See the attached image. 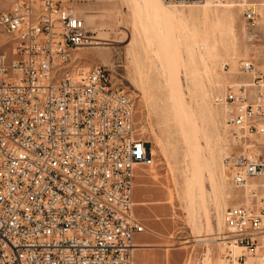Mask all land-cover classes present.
Returning a JSON list of instances; mask_svg holds the SVG:
<instances>
[{"label": "built area", "instance_id": "built-area-1", "mask_svg": "<svg viewBox=\"0 0 264 264\" xmlns=\"http://www.w3.org/2000/svg\"><path fill=\"white\" fill-rule=\"evenodd\" d=\"M239 2L256 24L264 0ZM91 38L67 0H0V264H134L146 230L135 180L151 149L111 71L78 61ZM240 67L251 81L213 97L237 145L264 136V62ZM224 163L249 195L222 214V264H264V161Z\"/></svg>", "mask_w": 264, "mask_h": 264}, {"label": "rangeland", "instance_id": "rangeland-1", "mask_svg": "<svg viewBox=\"0 0 264 264\" xmlns=\"http://www.w3.org/2000/svg\"><path fill=\"white\" fill-rule=\"evenodd\" d=\"M67 3L92 36L77 51L78 61L106 66L132 97L138 136L153 154L152 164L137 172L136 219L164 240L173 263L222 264V214L249 195L231 182L224 159L244 154L264 161V136L235 144L213 97L251 81L241 73L242 61L264 62V7L254 24L239 0L170 4L173 15L160 21L143 0ZM193 171L198 188L191 203Z\"/></svg>", "mask_w": 264, "mask_h": 264}, {"label": "crops", "instance_id": "crops-1", "mask_svg": "<svg viewBox=\"0 0 264 264\" xmlns=\"http://www.w3.org/2000/svg\"><path fill=\"white\" fill-rule=\"evenodd\" d=\"M164 244V240L151 232H146V230L136 234L134 264H136V257L138 258L137 264H178V262H172L173 252H169Z\"/></svg>", "mask_w": 264, "mask_h": 264}, {"label": "bare ground", "instance_id": "bare-ground-1", "mask_svg": "<svg viewBox=\"0 0 264 264\" xmlns=\"http://www.w3.org/2000/svg\"><path fill=\"white\" fill-rule=\"evenodd\" d=\"M207 1V0H206ZM164 2V3H163ZM143 3L145 4V6L148 8V10H150L151 12L155 13L156 17L158 16V20L160 21V19H162L164 16L165 18H169L173 15V9L171 8L170 4L172 3H168L166 4L164 0H143ZM176 4H192V3H176ZM150 12V13H151ZM154 16V15H153ZM160 18V19H159ZM156 19V18H155ZM162 21V20H161ZM78 58V57H77ZM152 151H151V158L149 159L148 164L151 165L153 162V156H152ZM208 162V161H207ZM208 165L211 167V163L208 162ZM197 177H196V173L195 171H193L192 173V177L188 182V195L190 197V202L192 203V198L194 196V191L197 189ZM190 203V204H191ZM196 235V234H195ZM201 235V234H200ZM198 234V236H200ZM197 236V237H198ZM219 238V237H218ZM197 239V238H196ZM195 239V240H196ZM204 239V238H203ZM202 240L198 237L197 239ZM205 240V239H204Z\"/></svg>", "mask_w": 264, "mask_h": 264}]
</instances>
